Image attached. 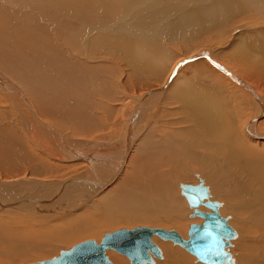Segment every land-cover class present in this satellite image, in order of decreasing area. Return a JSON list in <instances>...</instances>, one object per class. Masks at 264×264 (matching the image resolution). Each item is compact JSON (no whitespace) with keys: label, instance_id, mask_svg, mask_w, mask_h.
Returning a JSON list of instances; mask_svg holds the SVG:
<instances>
[{"label":"bare ground","instance_id":"bare-ground-1","mask_svg":"<svg viewBox=\"0 0 264 264\" xmlns=\"http://www.w3.org/2000/svg\"><path fill=\"white\" fill-rule=\"evenodd\" d=\"M26 1L0 0V132L7 139L18 140L21 147L10 149V141L0 138V156L7 162L6 167H19L21 170L10 178H5L9 175L0 176V214L25 209L18 210L23 221L19 231H0V264H6L5 260L12 257L13 251L22 253L31 244L41 248L43 242L51 244L52 236L59 235L56 229L45 224L40 228L32 224L28 226L24 219H31L30 213L35 216L48 214L54 219L65 218V213L72 211L63 210L61 202L69 204L68 196L78 198V195L87 193L85 188L94 190L97 195L102 193L90 196V202L95 213L99 206L103 208L104 224L112 223V215L126 208L136 211L139 206L147 210L161 206L173 210L186 222L177 221L171 229L161 223H155L153 227L140 225L134 228L174 230L186 240L189 226L200 224L203 219L191 214L195 207L188 204L181 193V185L198 183L207 190L208 196L196 208L210 211L204 202L217 201L219 214L227 218V224L232 228L233 235L224 247L230 261L225 264H254V258L258 264H264V211L257 213L250 207L247 210L239 208L247 199L260 196L258 189L253 188L254 182L246 179L243 172L258 181L259 190L264 183V145L261 146L264 144V133L258 132L257 128L264 116V92L221 62L225 55L221 48L208 52L198 47L173 60L157 55L162 48L161 36L175 35L185 27V20L173 27H164L162 34L156 37L146 36L144 29L142 34H137L130 23H125L127 15L138 8L137 1L28 0L31 1L29 4ZM250 3L252 8L262 10L260 20L253 26H234L227 38L212 49L228 44L235 31L249 28L254 33L264 31V5ZM69 8H72L78 22L67 14ZM157 17L155 13L146 20L137 19L136 23L148 27L156 24ZM197 18L218 24L223 21V14L218 6H211L198 11ZM130 34L139 39L132 40V44L121 40ZM215 37L208 35L204 39L212 41ZM242 39L243 48L252 55V58L242 60L259 71L264 70V39L253 40L251 34L242 36ZM130 47L136 49L143 61L130 59L124 54L125 49ZM201 58L206 60L209 69L213 67L229 80L228 84L242 93L243 99L235 93L222 95L225 99H232L233 103L228 107L219 96L183 80L182 85L180 82L178 85L187 87L189 91L186 93L201 91L208 95L194 93L191 111L184 110V119L174 120V115L180 114V111L173 110L168 104L177 98V90L173 86L176 72L181 65ZM143 62H146L148 70L141 67ZM22 73H28V76ZM153 77L161 80L156 87L154 85L141 94L128 92V89H138V81L142 83L145 78ZM125 80L130 81V88ZM171 87L172 91L165 94ZM179 99L182 100V96ZM107 102L119 107H112ZM95 110L107 113L105 123L94 115ZM115 112L116 117L121 118L118 122L122 126V129L119 128L121 132L115 128L117 121L112 122L113 126L108 123V118ZM228 114L233 116L231 120ZM185 120L192 121L191 127L177 131L178 126L174 131L176 123ZM260 127L264 129V121ZM96 129L101 130L95 133ZM119 134L121 137H117ZM24 148H29L34 154L40 151L37 156L42 158L43 163L38 172L33 171L35 164ZM238 164L242 170L237 167ZM52 165L54 171L51 170ZM188 166L192 167V171H188ZM220 171L226 189L223 190L224 184L214 182V186L210 182L209 190L204 178ZM186 174L195 176L197 181H176L188 207L184 204L186 208H181L185 201L173 197L170 189L176 175L181 179ZM106 185L108 187L102 191ZM210 192L223 195L224 199H214ZM166 193L170 202L161 199V195ZM57 204L58 209L54 206ZM83 204L84 201L78 202L74 209L81 208ZM220 211L228 212L243 224L255 221L253 215L257 213L259 219L255 222L258 226L244 229L242 242H238L236 238L240 236L230 225V216H224ZM245 215L248 218H244ZM161 218L167 220L164 215ZM133 219L143 221L144 215H133ZM100 225L90 212L87 217L68 224L62 235L76 239L81 233L90 231L96 232L94 235L98 237L96 229ZM156 237L172 242L154 233L151 240L158 246L161 255L156 257L150 253L153 261L147 264L156 261H160L156 264H194L190 256L185 259V255L183 258L180 253L174 255L168 244L159 246ZM96 239L88 240L99 243ZM51 249L53 256H58L56 254L65 248L59 243L51 244ZM108 249L105 255L111 264L126 263L122 257H116L112 262ZM162 251L167 253L165 258ZM192 256L195 264H207L199 261L194 254ZM123 257L132 264L126 255Z\"/></svg>","mask_w":264,"mask_h":264},{"label":"rangeland","instance_id":"rangeland-1","mask_svg":"<svg viewBox=\"0 0 264 264\" xmlns=\"http://www.w3.org/2000/svg\"><path fill=\"white\" fill-rule=\"evenodd\" d=\"M132 1H137L139 3V6L134 12H131L127 15V17L125 18V23H130L134 27L135 32L137 34H142L143 33L142 29H144L145 30L144 34L146 36L156 37L157 35L162 34L164 27L166 26L173 27L176 23H180L183 19L185 20V27L181 29L180 31H178L175 35L168 34V35L161 36L160 43L162 44V48L157 55L164 56L165 58H171L173 60L178 55L182 53H186L188 51H192L198 47L208 52L217 51L219 48H221L220 50H223L225 52L224 58L221 60V62L224 63L227 67H229V69L235 72L237 75L253 83L259 90L264 92V70L259 71L253 65H250L242 60V59L245 60L248 58L249 59L252 58L251 53L245 48H243L242 36L244 35L249 36L251 34L253 40H258L259 38L264 39V31H258L257 33H254L252 32V28L244 29L241 31H235L234 32L235 34H233L230 37L228 44L222 47H216L215 49H212V47L217 46L221 41H224L227 38V35L229 34V30L233 28L234 26H237L240 24H247L249 26H253L254 24H256L260 20V18L263 16V15H260L262 10L258 11L257 9L252 8V5L250 2L251 1H253V3L258 2L264 5V0H257V1L256 0H215L213 2H210L209 0H132ZM30 2L31 1L27 0L26 4H29ZM211 6H218L220 10L222 11L223 21L221 23L216 24L214 22L203 21L197 18L198 11L202 9H208ZM18 8H21L20 5H18ZM155 13L158 16L156 18V24L154 23L148 27H142L139 22L136 23L137 19L146 20L152 17L153 14ZM67 14L70 15L72 19L75 20L74 15L72 13V8L68 9ZM208 35H215L216 39L212 38V41H205L204 37ZM138 39L139 38H136L135 36L131 34L121 38L123 42L128 41L130 44L133 43L132 40H138ZM135 50L136 49L134 47H130L128 49H125L124 54L128 56L130 59L137 58L139 60H142V58L138 55V53ZM238 54H240V56H238ZM146 62H143L141 67L143 69L148 70L149 67L145 65ZM178 70L173 80V84H174L173 86H175L177 90V93H176L177 98L171 100L170 104H168V107L172 108L173 110L180 111L181 115L180 114L174 115V120L180 121L182 120V118L184 119V116H183L184 110L188 112L191 111V107L193 105L192 95L194 93L201 92V91H196L192 93H186L185 91H189V89L187 87L184 88V86L183 88L181 87L183 80L192 82L193 86L201 88L203 91L209 90L213 95L219 96L222 100H224L227 103L228 107L232 105L233 101L232 99L229 100V99L223 98L222 95L235 93V95L243 99L244 95L242 96V93L240 94L239 91L233 90L232 87L228 84V82H230L229 80H227L221 73L216 71L213 67H210V69L208 68V63L206 62L204 58L195 60L193 62H189L187 64H183L181 65V67H179ZM127 71L129 72L130 68H128ZM32 72L36 75L35 71H32ZM22 74L25 77L28 76V73H25V74L22 73ZM153 79L145 78L144 81H142V83L140 82L141 84L138 81L137 84L140 85L141 87L138 86L137 87L138 89H136V91L135 89H128V92L132 94H136V93L141 94L143 91L151 87H154V85L156 87L157 85L161 83V80L159 79V77H153ZM212 80L215 82H213ZM125 81H126V85L129 86L128 84H130V81L129 80H125ZM135 82L136 81L132 82L131 84L134 85ZM179 82L181 83L180 86L178 85L180 84ZM141 88H143L142 91H141ZM172 88L173 87H171L170 89H167V92L165 94H167L168 92H171ZM211 88H213L212 89L213 91L211 90ZM138 90H140L141 92ZM201 93L202 95H208L205 92H201ZM179 96H182V100L179 99ZM107 104L111 105L109 102H107ZM111 106L115 108L119 107L118 105H111ZM0 107H2V105H0ZM94 113H95L94 115L99 117L101 121L105 123V120L107 119L106 112L103 113L101 110H95ZM90 116H92V113L90 114ZM232 117H233L232 115L228 114V119L230 118L231 120ZM263 118L264 116L262 117V120H260V122L257 124L258 132L260 133H264V129H261L262 127H260V125L264 121ZM108 119H109V122L108 120L107 122L108 123L111 122V125H112V122L117 121L116 122L117 127L115 128L118 130L119 128L122 129V126L119 124L121 122V118L116 117V112L112 114ZM189 122L185 120L182 123L181 122L176 123L177 126L175 125L176 128L174 127V131H176L175 129H177L178 126L179 127L177 131L184 129V128L191 127L192 121L190 123ZM232 123L233 121L231 122V124ZM121 129L119 130V132H121ZM100 130L101 129H96L95 133L99 132ZM117 137H121L120 134ZM0 138L7 139L5 135L2 136L1 132H0ZM7 140L10 141L9 142L10 149H14V148L21 149V147H19L18 140H12V139H7ZM252 144H254V142ZM262 145L264 144H261V146ZM227 146H230V145H227ZM24 149L27 151L31 161L35 164L33 167V171L38 172V167L43 163L42 158L37 156L38 154H41L40 151H36L34 154V152H31L29 148H24ZM65 161H68V160H65ZM69 162H72V161H69ZM6 163L7 162L0 156V176L3 177V176L9 175L5 178H10L11 176H14V175L16 176V174H18L21 171L19 167H15V168L6 167ZM237 167L240 170H242L239 164L237 165ZM195 169L198 170V168H195ZM51 170L53 171L55 170L53 165L51 166ZM188 171L189 172L192 171L191 166H188ZM202 173L204 174V172ZM243 173L246 179L252 180L254 182L253 188L258 189V193H260V196L257 195L253 198L247 199L245 202H243V205L239 208L240 209L245 208L247 210V208L250 207L251 209L256 210L257 213H259V211L263 213L264 211V183L262 185L261 190H259L258 181L254 179L253 176L245 172ZM173 179H172V182L173 181L174 182L172 183V188L170 189V193L176 199L179 198L180 201L184 202L185 198L184 196L180 195L178 185H176V181L180 180V181H185L184 183H190L191 181H197L196 177L193 175L186 174L181 179L178 178L177 175ZM210 182H213L214 186H216L215 183L217 185L224 184L223 190H225L227 187V185L225 184L224 178L221 176V171L216 172L212 175H208L207 177L204 178V184L208 186L209 190L211 189V187L209 186ZM243 183H244V186L247 188L248 187L247 184L245 182ZM108 185H110V183ZM108 185H106L104 189L103 190L101 189V190L104 191L108 187ZM85 190L87 191V193L83 195H78L79 196L78 198H75V196H72L73 198L72 199L69 195L68 196L69 198L67 197L69 200V204L66 205L65 203L61 202L63 206L62 208L63 210L72 211V213H69V214L65 213L66 214V215L64 214L65 218L54 219L52 218V215L42 214L39 216H35L34 214L30 213L31 219H24L25 220L24 222H26L28 226H31L30 224H32L33 226L40 228V225L45 224L48 227H53L54 229H56L59 235L54 234L52 236V239L50 240V243L51 244L60 243V246H62V248H65L64 250L69 249L73 245L80 243L82 241L88 240V239L97 238L96 240L100 242L101 238L103 237L105 233H109V232H112L120 228L131 229V228H134L140 225L153 227V226H156L154 225L155 223H161L163 224V226H168L171 229L176 226L177 221L186 222L184 218L177 217L174 214L173 210L165 209L161 206H155L151 210H147L145 207L139 206V208L136 211H133L132 209H129V208L123 209L122 212L121 211L118 212L119 214L112 215L114 219L112 223L104 224L105 212L103 211V208L99 206V208L97 209L95 213L94 211L95 208L93 207V204L90 202V196L95 195L96 194L95 191L86 189V188ZM96 192H99V191L97 190ZM210 193L213 195L214 199L216 198L224 199L222 198L223 195L221 197V195H219L218 193H212V192ZM100 194L99 195L96 194V195L100 196ZM86 196H88V198L83 200V198ZM161 199L166 202H170L171 200L169 198L168 193L162 194ZM83 201H84V204L80 205V207L81 206L82 207L75 210L76 209L75 205L78 202H83ZM98 201L99 200H97L96 203ZM184 204L187 207V204L185 201V203H183L182 205L183 207L181 208L185 207ZM54 206L58 209V204ZM18 210L25 211L24 208L18 209ZM18 210L13 209L12 213H1L0 214V231L7 229L10 232H15L21 229L23 221H22V218L20 217V214H18V212H20ZM90 212L94 215V218L102 224L96 229L97 233L99 234L98 237L94 235L96 234V232L94 233L90 231L81 233L80 234L81 238L79 237L80 240L78 237H76V239H71V238L68 239L66 238L65 235H62L63 229L68 224H71V222H76L81 217H87V215ZM183 212H185L184 209H183ZM137 214L144 215L143 221L137 222L136 220L133 219V215H137ZM221 214L224 216L226 215L230 216L229 223L231 222L230 225H232L237 230V234H239L240 236L239 238H236L238 242H242L240 240H242L243 238L244 229L258 226V223H256L255 221H258L259 216H256V214L253 215V219L255 221H249L246 224L238 222L237 219L232 218V216L228 212L227 213L221 212ZM149 215H152V216L149 217ZM161 215H164L167 218V220L162 219ZM186 218L189 219V217H186ZM244 218H248V216L245 215ZM190 219H193V218H190ZM27 224H24V226ZM156 240H158V243ZM156 240L155 242L159 246H162L163 244H166V245L168 244L172 248L171 250L176 256L179 255L180 253L182 257L185 255V259L187 258V256L192 257L193 261L191 260V262L195 264L196 261H194L192 254L188 253L181 246L177 244L175 245L170 241L160 240L158 237H156ZM51 244H46L43 242L42 248L35 244H31L22 253L20 252L17 253L16 251H13L11 252L12 257L5 260L6 264H26V263L37 262L39 260L49 259L53 257V254H52L53 249H51ZM107 252L109 254L108 257L111 259V261L114 260V258L116 257H122L124 258L126 262L125 264H130L128 259L126 257H123L124 255L114 251L113 249H108ZM58 254L59 253H57L56 255ZM162 255H165L163 256L165 258L167 256V253L165 254V251H164ZM254 261H255L254 264H258L257 259L254 258ZM158 262L160 261H156L153 264H156Z\"/></svg>","mask_w":264,"mask_h":264},{"label":"water","instance_id":"water-1","mask_svg":"<svg viewBox=\"0 0 264 264\" xmlns=\"http://www.w3.org/2000/svg\"><path fill=\"white\" fill-rule=\"evenodd\" d=\"M181 193L188 204L195 207L191 214L203 219L202 223H193L189 226L186 240L174 230L147 227H137L131 230L122 228L106 233L99 243L94 240H85L69 249L61 250L58 256L28 264H111L105 255V250L108 248L126 255L132 264H147L153 261L150 253L156 257L161 255L160 249L151 240L154 233L162 239L181 245L203 263L225 264L229 262V253L224 247L228 238L233 235V231L227 224V218L219 214V203L205 201L204 205L210 211L196 208L202 203L204 197L208 196L207 190L202 187L201 183L181 185Z\"/></svg>","mask_w":264,"mask_h":264}]
</instances>
